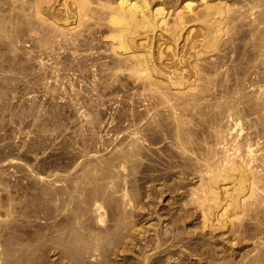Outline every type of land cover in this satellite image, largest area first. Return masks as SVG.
Returning <instances> with one entry per match:
<instances>
[{
    "label": "bare ground",
    "instance_id": "obj_1",
    "mask_svg": "<svg viewBox=\"0 0 264 264\" xmlns=\"http://www.w3.org/2000/svg\"><path fill=\"white\" fill-rule=\"evenodd\" d=\"M60 54L128 93L58 167L0 146V264H264V0H0V118Z\"/></svg>",
    "mask_w": 264,
    "mask_h": 264
},
{
    "label": "rangeland",
    "instance_id": "obj_2",
    "mask_svg": "<svg viewBox=\"0 0 264 264\" xmlns=\"http://www.w3.org/2000/svg\"><path fill=\"white\" fill-rule=\"evenodd\" d=\"M95 58L100 59L101 56L95 54ZM58 60L63 67L56 73L59 80L57 93L51 94L36 84L35 73H30L25 79L21 74L17 75L16 82L12 84L14 96L9 104V112L0 118V146H7L5 154L17 164L40 166L41 169L47 164L52 167L62 164L64 157L60 148L72 145L74 141L80 142L79 123L73 108L69 106L70 100L76 101L79 107H86L90 100L103 105L98 109V118L107 121L115 115L128 93L127 89H112L110 94L107 92L104 97L97 99L94 90L102 77L99 68L90 67V62L84 59L70 64L62 54ZM48 77H54V74L48 73ZM49 82L55 85L53 80ZM32 105L40 108L37 119L22 118V111ZM96 131L99 132L97 127ZM17 147H23L21 152L16 151ZM17 172V176L23 174L21 169H17Z\"/></svg>",
    "mask_w": 264,
    "mask_h": 264
}]
</instances>
